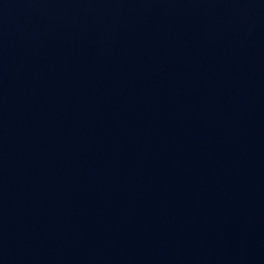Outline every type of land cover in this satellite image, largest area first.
<instances>
[{
  "label": "water",
  "instance_id": "water-1",
  "mask_svg": "<svg viewBox=\"0 0 264 264\" xmlns=\"http://www.w3.org/2000/svg\"><path fill=\"white\" fill-rule=\"evenodd\" d=\"M0 264H264V0H0Z\"/></svg>",
  "mask_w": 264,
  "mask_h": 264
}]
</instances>
